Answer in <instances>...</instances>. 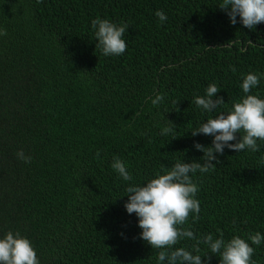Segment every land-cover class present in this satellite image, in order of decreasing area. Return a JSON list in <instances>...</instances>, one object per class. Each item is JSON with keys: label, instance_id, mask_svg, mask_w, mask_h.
I'll return each instance as SVG.
<instances>
[{"label": "trees", "instance_id": "trees-1", "mask_svg": "<svg viewBox=\"0 0 264 264\" xmlns=\"http://www.w3.org/2000/svg\"><path fill=\"white\" fill-rule=\"evenodd\" d=\"M221 2L0 0V238L18 231L39 264H157L159 250L139 239L138 218L124 208L126 187L178 161L202 163L193 145L211 146L213 137L191 132L245 95L244 75H261L249 94L264 99V23L249 30L237 17L232 25ZM97 18L128 25L122 55L95 48ZM211 83L225 103L205 112L193 100ZM157 94L164 101L154 107ZM168 122L176 127L161 135ZM257 144V152L225 148L209 171L190 174L200 218L183 227L225 241L264 236V141ZM114 156L132 181L111 168ZM194 244L174 247L211 254ZM251 246L264 264V240Z\"/></svg>", "mask_w": 264, "mask_h": 264}, {"label": "clouds", "instance_id": "clouds-1", "mask_svg": "<svg viewBox=\"0 0 264 264\" xmlns=\"http://www.w3.org/2000/svg\"><path fill=\"white\" fill-rule=\"evenodd\" d=\"M41 2V0H37ZM226 13L229 22L235 25L237 17L243 27L252 30L254 26L264 23V0H222L219 7ZM156 17L164 22L167 17L163 11H156ZM91 27L96 40L95 48L104 56H120L127 50V43L123 39L127 24H116L107 19H93ZM7 35L0 30V36ZM229 42H232L229 41ZM231 47V43H228ZM231 71L235 68L229 66ZM264 75V74H262ZM261 75L248 73L243 76L240 88L245 94L239 101L233 102L231 108L225 113L221 112L215 118H209L198 128L191 132L193 137L198 134L213 137L211 146L195 143L193 147L203 153L201 162H176L170 169H161L155 177L143 186L129 184L125 191L127 202L124 204L126 212L135 214L138 218L137 226L141 229L139 239L146 242L151 249L159 250L157 264H202V257L210 255L219 257V264H255L252 260L254 248L264 240L260 232L247 234V240L240 236H233L225 241L223 233L219 238L211 233L197 236L190 228L183 227L199 220L200 201L196 199L199 191L198 185L193 182L191 175L197 171L205 173L213 168L217 154H223L228 148L236 153L244 150L257 152L260 150L257 141H264V99L257 95L249 94L260 83ZM220 89L215 83L209 84L204 96H196L193 103L205 112H213L223 105V97H217ZM162 94L155 95L151 104L155 107L163 103ZM161 135H168L176 127L168 122ZM243 133V135H240ZM236 141L235 143H230ZM97 157L100 153H96ZM18 159L25 163L31 162V156H26L23 150L16 153ZM111 168L118 173L124 181H132L133 177L128 172L126 164L114 156ZM194 240L193 249L196 253L201 251L200 245L204 244L211 254L205 256L194 255L184 247H174L181 240ZM250 241L251 244L248 242ZM0 264H39L36 251L31 241L23 237L18 231H8L0 238Z\"/></svg>", "mask_w": 264, "mask_h": 264}]
</instances>
